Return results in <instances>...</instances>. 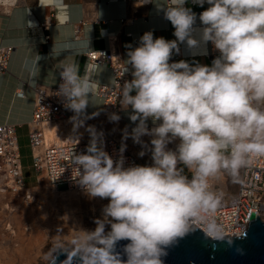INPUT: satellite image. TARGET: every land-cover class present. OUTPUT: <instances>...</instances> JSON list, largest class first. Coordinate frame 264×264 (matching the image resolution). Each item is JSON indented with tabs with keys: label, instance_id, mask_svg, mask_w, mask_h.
I'll return each mask as SVG.
<instances>
[{
	"label": "clouds",
	"instance_id": "9594fccd",
	"mask_svg": "<svg viewBox=\"0 0 264 264\" xmlns=\"http://www.w3.org/2000/svg\"><path fill=\"white\" fill-rule=\"evenodd\" d=\"M149 2L139 0L137 6ZM186 2L168 0V6L159 8L174 27L176 40L154 39L146 32L139 47L127 46L124 72L130 65L133 79L119 91V102L124 111L131 108L129 118L136 127L130 134L125 129L124 138L130 135L148 149L153 164L126 168V146L114 161L104 151L102 133L89 128L87 154L73 149L67 162L90 199L109 203L94 221V231L74 229L53 238L51 250L42 254L43 264H56L60 253L67 256L62 264H165L170 248L201 229L214 248L217 243L235 247L217 222L223 193L214 191L211 181L227 176L242 183L241 171L264 158V0H196L201 7L210 5L199 16V40L193 37L196 16L184 7ZM13 3L0 0V5ZM39 4L57 12V26L68 23L65 0ZM185 42L189 48L211 42L220 55L211 67L170 63ZM98 68L96 61H88L81 75L76 61L61 62L62 83L55 95L75 113L74 129L84 125L81 117L91 118L86 109L96 95ZM109 119L118 122L120 116L112 113ZM149 119L156 125L151 129ZM146 135L152 137L150 148L141 139ZM176 140V149L169 150ZM120 241H129L122 249L126 261L116 251ZM235 250L244 254L242 248Z\"/></svg>",
	"mask_w": 264,
	"mask_h": 264
},
{
	"label": "crops",
	"instance_id": "0c3cea01",
	"mask_svg": "<svg viewBox=\"0 0 264 264\" xmlns=\"http://www.w3.org/2000/svg\"><path fill=\"white\" fill-rule=\"evenodd\" d=\"M65 3L69 5L70 19L67 24L58 26L57 12L41 7L39 0H14L11 5H0V48L13 49L8 70L0 71V125L15 127L21 156L23 149L29 151L31 155L29 131L35 111V88L56 87L61 80L59 68L62 61H76L80 74L83 75L85 65L89 61L86 56L88 51L105 49L113 51L124 64L128 59L127 52L130 50L127 46L131 45L132 49L139 47L140 38L146 32H152L154 39L162 37L167 41L176 40L174 27L159 9L168 6V0H156L151 5L141 6L129 0H65ZM184 7L190 9L196 16L194 29L197 31L193 33V37L199 40V30L203 28L199 16L210 5L205 2L201 7L196 0H187ZM125 19L128 21L126 25L123 24ZM47 22L51 26L44 32L40 25ZM45 37L49 38L48 43ZM98 40L104 41V49H97L95 42ZM179 48V54L174 51L170 63L185 61L192 66L199 64L211 67L213 61L220 55L218 50L216 53L212 52L209 42L206 45L201 43L198 48H189L185 42L180 44ZM95 79L98 85L96 95L86 109V116L94 119L97 127L95 131L103 129L109 136L127 143L143 164H153L152 154L148 149L134 143L130 135L127 139L124 138L125 129L130 134L136 127L129 118L130 107L127 111H122L118 122H112L103 116L104 103L98 95V89L100 86L113 84L111 68L108 65H100ZM147 123L149 129L156 126L151 119ZM53 134L54 129H51L49 137L52 138ZM85 139L91 140L89 130ZM141 139L144 144L151 147L152 137L146 135ZM178 144L179 140H176L168 145V149L174 151ZM141 151H145L146 155L141 157L139 155ZM29 167L34 172L32 156ZM185 171L190 175L187 170ZM23 173L26 181L24 165ZM242 175L243 170L241 179ZM37 178L40 182L41 178L38 175ZM211 183L228 198L236 196L240 186V183H233L227 176L213 180ZM37 186L27 185L31 190ZM6 196L0 193L2 210L7 208ZM14 233L16 234L17 231ZM3 250L6 252L5 256L2 255ZM19 255L23 256L22 261L26 263L28 260L31 261L29 255L20 253ZM13 263L15 264V257H9L5 247H0V264Z\"/></svg>",
	"mask_w": 264,
	"mask_h": 264
},
{
	"label": "built area",
	"instance_id": "2783aa9c",
	"mask_svg": "<svg viewBox=\"0 0 264 264\" xmlns=\"http://www.w3.org/2000/svg\"><path fill=\"white\" fill-rule=\"evenodd\" d=\"M132 3H139V0H129ZM156 0L142 5H151ZM143 2V0H141ZM123 24L128 21L123 20ZM49 22L40 25L45 32L49 30ZM46 43L49 38L45 37ZM213 53L218 52L214 45L209 42ZM12 48H0V71L8 70L9 59L12 55ZM90 62L100 65H108L113 72V84L111 86H100L98 95L103 99V116L109 118L112 113L118 116L123 109L120 105L119 91L122 90L126 81L132 80L131 69L124 72V65L115 52L110 50L88 51L86 56ZM60 80L56 87H36L35 88V111L29 131V146L32 156V169L51 189L66 187L69 191L80 195H86L84 190L74 179V166L67 160L71 150L74 153L87 154L86 149L90 140H86L87 130L97 128L93 118L81 117L84 125L74 129L71 118L74 112L65 108L62 99L55 95L59 90ZM47 126L54 129L53 137H49ZM97 133H102L103 148L114 161H119L121 148L125 147L122 155L125 160L124 166H151L143 164L133 153L127 143L109 136L103 129H97ZM69 139L78 141L72 143ZM64 168V169H63ZM238 193L232 198L223 194L222 207L216 213L218 223H221L227 233V237L242 236L251 223V214L264 221V158L254 162L247 169H243L242 179ZM214 191H218L214 188ZM0 193L12 196L24 203L34 200L33 191L27 187L22 165V156L15 127L11 125H0ZM219 192V191H218ZM203 232V230L201 229Z\"/></svg>",
	"mask_w": 264,
	"mask_h": 264
},
{
	"label": "rangeland",
	"instance_id": "374dc122",
	"mask_svg": "<svg viewBox=\"0 0 264 264\" xmlns=\"http://www.w3.org/2000/svg\"><path fill=\"white\" fill-rule=\"evenodd\" d=\"M22 159L27 185L38 186L32 190L34 200L29 204L6 196L7 208L0 209V247H5L9 257H15V264H43L42 254L51 250L57 235L66 237L74 229L94 231L97 226L94 221L102 218L109 200L90 199L74 192L71 199L66 187L51 189L45 180L38 181L29 167L31 155L26 149L22 150ZM110 230V225L106 226V232ZM19 253L29 255L31 261H22ZM5 254L3 250L2 255Z\"/></svg>",
	"mask_w": 264,
	"mask_h": 264
},
{
	"label": "water",
	"instance_id": "95a60500",
	"mask_svg": "<svg viewBox=\"0 0 264 264\" xmlns=\"http://www.w3.org/2000/svg\"><path fill=\"white\" fill-rule=\"evenodd\" d=\"M97 49H104V41L95 42ZM251 223L247 231L240 237H227L234 241L235 247L244 250L243 255L237 254L235 247L227 243H217L215 248L205 233L197 230L181 239L179 243L169 249L165 264H264V221L251 214ZM129 241H120L116 251L123 255L122 249ZM67 259L66 254H58L56 264H62Z\"/></svg>",
	"mask_w": 264,
	"mask_h": 264
},
{
	"label": "bare ground",
	"instance_id": "6f19581e",
	"mask_svg": "<svg viewBox=\"0 0 264 264\" xmlns=\"http://www.w3.org/2000/svg\"><path fill=\"white\" fill-rule=\"evenodd\" d=\"M51 129H53L51 126H47V131H48V133L50 132V130ZM55 193L57 192V191H54ZM69 196H70V198L72 199L73 197H74V194H71L72 193V191H69Z\"/></svg>",
	"mask_w": 264,
	"mask_h": 264
}]
</instances>
